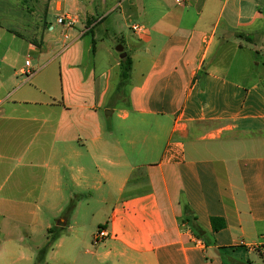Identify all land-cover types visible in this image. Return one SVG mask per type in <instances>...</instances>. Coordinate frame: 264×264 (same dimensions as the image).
<instances>
[{
	"label": "crops",
	"instance_id": "1",
	"mask_svg": "<svg viewBox=\"0 0 264 264\" xmlns=\"http://www.w3.org/2000/svg\"><path fill=\"white\" fill-rule=\"evenodd\" d=\"M109 2L0 0V264H264V0H134L122 101Z\"/></svg>",
	"mask_w": 264,
	"mask_h": 264
},
{
	"label": "rangeland",
	"instance_id": "2",
	"mask_svg": "<svg viewBox=\"0 0 264 264\" xmlns=\"http://www.w3.org/2000/svg\"><path fill=\"white\" fill-rule=\"evenodd\" d=\"M110 1L112 2H109L105 6L95 5V13L99 14L96 15L91 12L88 16L89 20H86L84 23L85 28H89L90 31L87 34L85 41L90 46L93 38L96 41V55L95 57H92V60L94 64L100 66L114 64V61L118 60L119 57V54L116 51L117 47L121 45L127 49L126 47L130 45V41L135 37L134 33L142 34V32H134L132 26L144 25L143 20L137 14L130 17L128 12L125 13V10L132 7L134 0ZM51 20L53 24H56L55 34L58 35L57 19L51 18ZM77 24H80L79 21ZM77 26H74L73 28ZM41 27L42 30H47L49 26L48 23L43 22L42 20ZM114 82L116 83V79L113 80V83ZM127 92L128 89L123 87L121 92L116 93L115 99L119 98L122 101V96ZM98 228H95V232H97ZM76 264L81 263L78 261Z\"/></svg>",
	"mask_w": 264,
	"mask_h": 264
},
{
	"label": "built area",
	"instance_id": "3",
	"mask_svg": "<svg viewBox=\"0 0 264 264\" xmlns=\"http://www.w3.org/2000/svg\"><path fill=\"white\" fill-rule=\"evenodd\" d=\"M185 2L186 0H176V4L178 6H184ZM77 22H78V17L70 15V14H65L63 16L58 17L57 19V24L62 25V26H67L68 28L74 27L77 24ZM132 30L134 32H143L142 27L139 25L132 26ZM26 66L27 67L30 66V61L26 62ZM25 74L27 76H30L32 75V71H26ZM107 237H108V233H107L105 226L99 227L96 234L93 237V243L97 245L103 242Z\"/></svg>",
	"mask_w": 264,
	"mask_h": 264
},
{
	"label": "trees",
	"instance_id": "4",
	"mask_svg": "<svg viewBox=\"0 0 264 264\" xmlns=\"http://www.w3.org/2000/svg\"><path fill=\"white\" fill-rule=\"evenodd\" d=\"M95 45V42H93V46ZM132 68V61L129 57H126L124 60L121 61V81L118 86L117 92H121L122 88L125 86L127 79L129 78V74ZM187 209V208H186ZM218 220L221 219H212L213 224V230L218 231L219 229L225 228V223L223 220H221V223L218 224ZM192 230L198 236L199 238H203L204 236V230L201 229L197 224L194 222H191ZM103 227V226H99Z\"/></svg>",
	"mask_w": 264,
	"mask_h": 264
},
{
	"label": "water",
	"instance_id": "5",
	"mask_svg": "<svg viewBox=\"0 0 264 264\" xmlns=\"http://www.w3.org/2000/svg\"><path fill=\"white\" fill-rule=\"evenodd\" d=\"M117 52H119L120 53V59L121 60H124L126 57H127V54L124 52V47L123 46H118L117 47Z\"/></svg>",
	"mask_w": 264,
	"mask_h": 264
}]
</instances>
